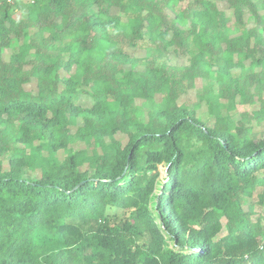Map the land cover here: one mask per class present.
Instances as JSON below:
<instances>
[{
    "label": "trees",
    "instance_id": "trees-1",
    "mask_svg": "<svg viewBox=\"0 0 264 264\" xmlns=\"http://www.w3.org/2000/svg\"><path fill=\"white\" fill-rule=\"evenodd\" d=\"M0 264H264V0H0Z\"/></svg>",
    "mask_w": 264,
    "mask_h": 264
},
{
    "label": "rangeland",
    "instance_id": "rangeland-1",
    "mask_svg": "<svg viewBox=\"0 0 264 264\" xmlns=\"http://www.w3.org/2000/svg\"><path fill=\"white\" fill-rule=\"evenodd\" d=\"M218 5L220 6V8L222 9H227L230 11L229 8H227V6L225 5V3H221L219 2ZM19 16H22V14H20ZM23 16H25V12L23 13ZM173 63H181L182 60L178 59L176 60L175 58L173 59L172 61ZM203 84V81H201V79H198L196 80V85L198 87H201ZM34 87V85H29L28 88H32ZM187 98H193L194 100H196V89H192L189 91V93L184 97V99H187ZM79 102L84 105V106H90L92 104V98L89 97L88 95H84V96H81ZM202 117L204 119H206L208 117V114L205 112L203 113ZM166 176H167V171H166V167L165 166H161V178H162V181H165L166 180ZM261 206L258 207V209H260Z\"/></svg>",
    "mask_w": 264,
    "mask_h": 264
}]
</instances>
